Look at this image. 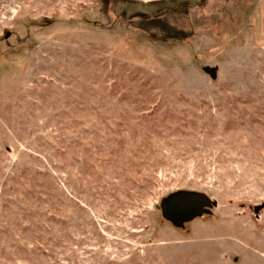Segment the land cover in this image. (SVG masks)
I'll return each mask as SVG.
<instances>
[{
  "label": "rangeland",
  "instance_id": "obj_1",
  "mask_svg": "<svg viewBox=\"0 0 264 264\" xmlns=\"http://www.w3.org/2000/svg\"><path fill=\"white\" fill-rule=\"evenodd\" d=\"M0 264H264V0H0Z\"/></svg>",
  "mask_w": 264,
  "mask_h": 264
},
{
  "label": "water",
  "instance_id": "obj_2",
  "mask_svg": "<svg viewBox=\"0 0 264 264\" xmlns=\"http://www.w3.org/2000/svg\"><path fill=\"white\" fill-rule=\"evenodd\" d=\"M202 71L211 79L216 78V68L203 67ZM210 200L203 194L179 191L161 201L162 217L174 227L209 213Z\"/></svg>",
  "mask_w": 264,
  "mask_h": 264
}]
</instances>
